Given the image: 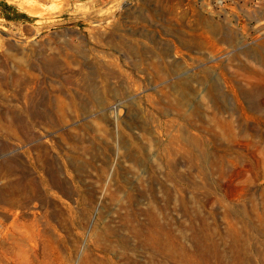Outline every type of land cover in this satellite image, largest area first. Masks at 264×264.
Returning a JSON list of instances; mask_svg holds the SVG:
<instances>
[{
    "label": "rangeland",
    "instance_id": "rangeland-1",
    "mask_svg": "<svg viewBox=\"0 0 264 264\" xmlns=\"http://www.w3.org/2000/svg\"><path fill=\"white\" fill-rule=\"evenodd\" d=\"M0 264H264V0H0Z\"/></svg>",
    "mask_w": 264,
    "mask_h": 264
},
{
    "label": "bare ground",
    "instance_id": "bare-ground-1",
    "mask_svg": "<svg viewBox=\"0 0 264 264\" xmlns=\"http://www.w3.org/2000/svg\"><path fill=\"white\" fill-rule=\"evenodd\" d=\"M187 100V99H186ZM190 100V99H189ZM22 246V245H21ZM27 250V249H26ZM23 255V254H22ZM3 256V255H2ZM25 256V255H24ZM24 258V257H23ZM25 262V261H24ZM2 263H3V261H2Z\"/></svg>",
    "mask_w": 264,
    "mask_h": 264
}]
</instances>
